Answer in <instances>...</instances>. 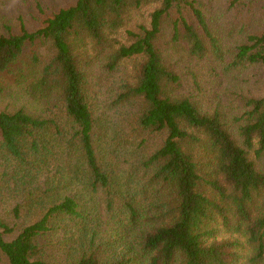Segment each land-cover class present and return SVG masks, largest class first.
<instances>
[{
    "label": "trees",
    "instance_id": "1",
    "mask_svg": "<svg viewBox=\"0 0 264 264\" xmlns=\"http://www.w3.org/2000/svg\"><path fill=\"white\" fill-rule=\"evenodd\" d=\"M9 73L0 264H264V0H77Z\"/></svg>",
    "mask_w": 264,
    "mask_h": 264
},
{
    "label": "rangeland",
    "instance_id": "2",
    "mask_svg": "<svg viewBox=\"0 0 264 264\" xmlns=\"http://www.w3.org/2000/svg\"><path fill=\"white\" fill-rule=\"evenodd\" d=\"M76 2L77 0H0V34L42 27L55 12ZM15 75L9 73L0 78L3 88L0 93V109L24 108L31 113H40L45 106L54 102V99L37 101L30 98L25 93L23 81L17 80Z\"/></svg>",
    "mask_w": 264,
    "mask_h": 264
}]
</instances>
